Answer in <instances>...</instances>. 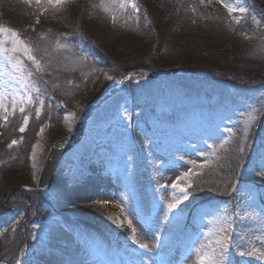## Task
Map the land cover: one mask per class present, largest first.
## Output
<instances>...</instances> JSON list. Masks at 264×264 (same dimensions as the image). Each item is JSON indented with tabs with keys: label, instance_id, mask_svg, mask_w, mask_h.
Returning <instances> with one entry per match:
<instances>
[{
	"label": "rangeland",
	"instance_id": "374dc122",
	"mask_svg": "<svg viewBox=\"0 0 264 264\" xmlns=\"http://www.w3.org/2000/svg\"><path fill=\"white\" fill-rule=\"evenodd\" d=\"M256 2L179 0L186 13L176 17L177 6L167 9L163 30L178 32L176 46L156 54L148 19L155 11L161 16L158 6L168 0H65L55 7L47 0H0V25L17 31L43 69L12 53L32 72V102L23 114L17 108L0 119V264H78L69 245L83 251L79 264H220L218 242L225 239L224 264H264V73L206 63L224 53L216 46L224 40L216 23L246 20L264 32V0ZM225 5L245 11L229 14ZM0 42L13 46L6 34ZM84 42L87 52L78 48ZM127 73L131 78L114 89ZM23 91L0 55V93H7L9 112L12 94ZM84 110L83 139L64 155L50 187L36 189L49 148ZM23 115L29 121L20 132ZM231 154L243 167L248 163L242 178L258 183L261 196L243 185L224 193L217 170ZM19 161L21 170L13 169ZM189 170L178 181L188 198L198 196L197 186L225 196L191 209L179 235L188 198L172 184ZM60 191L74 200L88 192L99 210L61 203Z\"/></svg>",
	"mask_w": 264,
	"mask_h": 264
},
{
	"label": "trees",
	"instance_id": "16d2710c",
	"mask_svg": "<svg viewBox=\"0 0 264 264\" xmlns=\"http://www.w3.org/2000/svg\"><path fill=\"white\" fill-rule=\"evenodd\" d=\"M253 1H257L256 3L258 4L259 0H253ZM169 4H166L167 6L164 7L163 5L158 6V8L160 9L161 12V16L158 14V12H154L155 14L150 16L148 21L150 23V25H152V33L150 34L152 36V38H154V53H161V52H166V53H170V51L172 50V46H176L174 45V41L177 39V34L178 32H175L174 30L170 29L173 32L167 31V33H164L163 30L166 28H168L169 24L167 21L169 18L164 16L166 15V13H168L167 9H171L173 10V8H175L174 6H177L176 10L178 9L180 11V13H178L177 10V16H184V14L186 13L184 10V7L181 6V3H179V0H168ZM184 5V3H182ZM165 5V4H164ZM181 6V7H180ZM180 8V9H179ZM182 11V12H181ZM216 14L219 15V13H217L216 11H214ZM212 14L215 15V13L211 12ZM170 14V12H169ZM167 18V19H166ZM182 18V17H180ZM72 20V19H71ZM70 20V21H71ZM76 20V19H75ZM74 20V21H75ZM166 21V22H165ZM72 22H69L68 24H71ZM217 29L221 30V34L224 37V40L218 42L216 44L218 48V51H224V53L221 55L219 54H214L211 55L210 60L211 61H207L206 63H211L215 65H217L218 67L221 68V70H227V71H245V70H251L252 67L257 66L258 67V72H254L252 73L254 75V77H259V73H264L263 69L264 67H262V65H264V32L262 31L259 34L258 32H255V28H253L250 24H248V22L246 20L238 23H235L233 21L232 18H228L227 20L224 21V23L221 24H215V26ZM172 28V27H171ZM212 30H210V32H206L208 33L206 35V37L209 36L210 33H212ZM211 38V37H209ZM71 40L77 41L75 38L72 37ZM79 50L83 49L84 52H87L90 47L84 43H81L80 46H78ZM214 62V63H212ZM185 63V62H183ZM261 68V69H260ZM251 72H253L251 70ZM258 73V75H257ZM128 75V73H127ZM252 75V76H253ZM131 78V77H130ZM260 81L262 79V82L264 84V76H260ZM2 133L0 130V142L2 139ZM3 147V146H2ZM1 148V147H0ZM248 151L247 154L249 155V153L251 152V146L248 147ZM246 154V153H245ZM245 154H242L245 156ZM0 155H3V152L0 151ZM247 155V156H248ZM246 156V158H247ZM241 157V158H242ZM23 158V156H22ZM2 160H0V162L2 161V164L4 163V159L1 157ZM248 160H246L245 162H247ZM244 162V164H245ZM242 163V162H241ZM248 164V163H247ZM247 164L245 166H247ZM243 167V165L240 164V159L239 157L235 154L234 155H230L228 156L224 163L221 165V167L218 168V172H217V176H219V180L222 182V187H224V193L229 191V189L232 188H239L240 185H243V187H246L248 191H254L256 196H261L259 195L260 193V189L259 188V184L252 181V180H246L242 178V174L247 170L246 167ZM12 167V166H11ZM15 167V168H14ZM22 168V163H20V161L13 166V169H20ZM212 180H215L214 178H212ZM221 186H219L220 188ZM198 191H201L200 186H197ZM198 192V196H196V198L190 199L188 198L185 202V206H183V209L185 210V221L183 224V227L181 232H179V235L182 234V232L184 230L187 229L189 222L187 221L188 218H190V213H191V209H193L194 207H197V205H201L200 203H207L209 202L208 200H215V201H222L223 198H221V196H225L223 195L224 193H221L220 190H208L206 191H202L199 193ZM207 193H211V194H215L218 196L213 197L212 199H207L206 194ZM209 194V195H211ZM234 195L233 192H231L228 196L230 198H232V196ZM175 199V197H174ZM232 202V201H231ZM178 234L176 235V237L179 236ZM129 246H131V242L127 243Z\"/></svg>",
	"mask_w": 264,
	"mask_h": 264
},
{
	"label": "snow or ice",
	"instance_id": "6c2138e0",
	"mask_svg": "<svg viewBox=\"0 0 264 264\" xmlns=\"http://www.w3.org/2000/svg\"><path fill=\"white\" fill-rule=\"evenodd\" d=\"M29 2H31V0H29ZM65 2V0H47V3L53 7L61 5ZM200 2L203 4L204 0H200ZM37 4H40V0H36ZM227 7V10L229 12V14L233 13L234 11H240V12H244L245 9L244 8H235L231 5H225ZM121 7H124L123 4H121ZM113 19H115L113 17ZM38 22V21H37ZM237 22H239L237 20ZM0 34H6L9 35V38L11 39L12 42V47L9 48H5L0 46V55L4 56L7 60V62L11 65V68L13 70V72L15 73V78L17 79V82L20 85V88L23 89V94H19V93H13L12 94V98L10 100V104H11V109L12 111L9 112V108H8V98H7V93H0V111H2L3 113H5V115H3L2 117H0V119H3L4 121H7L9 118V115H13L15 113V111L17 110V108L19 109V112L21 114H23L26 110L25 106L27 104H30L32 102V97L30 95V92L28 90V84L30 82V78L32 77V72L28 71L27 73H25V68L24 65L22 63L21 60L19 59H15L12 55V53H16V52H22L24 55L27 56V58L29 60L32 61L33 65L35 66V69L37 72L43 71L42 67H41V62L40 60L36 59V57L34 55H32V49L23 41L20 39L19 34L17 33V31L15 29H11V28H7L3 25H0ZM2 43V42H0ZM69 83H71V81H69ZM41 104H43V101H40ZM40 108L36 109V116L39 117L40 115ZM254 119V117H253ZM65 120H67V117H65ZM29 121V117L27 115H23V125L20 127L19 131L23 132L25 130V126L28 124ZM17 141L13 140L11 142V144H9V147H12V145L16 144ZM35 149V146H34ZM191 175V170H189L188 173H185L183 177H177V181H174L172 184V187L174 189L179 190L181 193H184V199L187 198V188L186 187H181V184L178 181H181L182 179H184L185 177ZM180 203V200H176L175 203H171L168 205V210L171 211L172 209H175L177 204ZM219 252L216 253V255H218L221 260H220V264H224V259L227 256V248H226V239L219 241ZM141 248H146L147 245L141 244L140 245ZM238 255L240 256H247V255H252L251 252H239ZM262 258H264V254H262ZM17 264H20L19 261H17Z\"/></svg>",
	"mask_w": 264,
	"mask_h": 264
},
{
	"label": "water",
	"instance_id": "95a60500",
	"mask_svg": "<svg viewBox=\"0 0 264 264\" xmlns=\"http://www.w3.org/2000/svg\"><path fill=\"white\" fill-rule=\"evenodd\" d=\"M175 74H178V68L174 70ZM128 77V76H127ZM125 79L121 80L115 88L121 86ZM84 115L79 117L73 124L72 128L63 135V137L57 139L53 142L49 148L47 154L45 155V160L42 165V169L38 175V181L35 186L38 190H46L50 187L52 181L54 180V174L57 170V166L60 161L64 158V155L75 148V146L83 138V133L87 126L88 112L83 111Z\"/></svg>",
	"mask_w": 264,
	"mask_h": 264
},
{
	"label": "bare ground",
	"instance_id": "6f19581e",
	"mask_svg": "<svg viewBox=\"0 0 264 264\" xmlns=\"http://www.w3.org/2000/svg\"><path fill=\"white\" fill-rule=\"evenodd\" d=\"M66 194H67V192L65 193L64 191H60V194L58 196V200L61 203L63 202L62 200H64V202L73 203V204H75L77 202H80L83 205L82 208L86 209L87 212L89 211L90 214L99 210L98 209L99 207H97V205L88 202V199H87L88 198L87 197L88 192L87 193L82 192L77 198H75V200H74V197H72V196H71V198L70 197L68 198V196ZM86 202H87V204H86ZM53 235H54V238H57L58 240H63L64 239V237L60 233H58V232L55 233L54 230H53ZM68 247H69V249L71 248L70 250H71V254H72V256H71L72 262L79 264L80 261H81V258H83L82 254H84V253H81L83 251L80 249V250H78L79 253H77V250L75 251L72 246L69 245ZM67 264H69V263L67 262Z\"/></svg>",
	"mask_w": 264,
	"mask_h": 264
}]
</instances>
